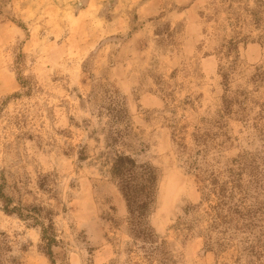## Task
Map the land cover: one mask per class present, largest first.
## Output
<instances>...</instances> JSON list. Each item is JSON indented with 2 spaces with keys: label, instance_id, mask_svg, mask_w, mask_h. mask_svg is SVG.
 Listing matches in <instances>:
<instances>
[{
  "label": "rangeland",
  "instance_id": "374dc122",
  "mask_svg": "<svg viewBox=\"0 0 264 264\" xmlns=\"http://www.w3.org/2000/svg\"><path fill=\"white\" fill-rule=\"evenodd\" d=\"M121 155L158 176L152 243ZM241 156L255 224L223 235L191 162ZM0 264H264V0H0Z\"/></svg>",
  "mask_w": 264,
  "mask_h": 264
},
{
  "label": "trees",
  "instance_id": "16d2710c",
  "mask_svg": "<svg viewBox=\"0 0 264 264\" xmlns=\"http://www.w3.org/2000/svg\"><path fill=\"white\" fill-rule=\"evenodd\" d=\"M252 164L247 156H241L233 160L231 167L224 172L216 173L202 169L197 159L191 162V167L200 174L203 200L215 199V204L210 207L214 224L212 227H223V235L232 230L251 233L250 230L254 227L255 211L250 209L251 205L248 203L253 198L250 192L254 186L260 185V179L254 174ZM110 174L126 200L129 214L127 222L131 226L133 237L144 243H152L151 235L142 226L155 201L158 185L155 170L148 165H138L129 156L121 155L113 160ZM247 174L253 175H249L251 179L245 183L244 175ZM44 234L47 254L50 255L51 247L56 241L46 236L48 231L45 230ZM149 255L152 256V252Z\"/></svg>",
  "mask_w": 264,
  "mask_h": 264
}]
</instances>
